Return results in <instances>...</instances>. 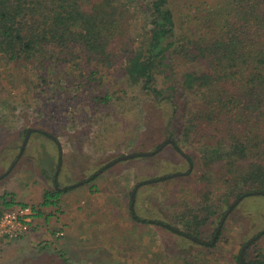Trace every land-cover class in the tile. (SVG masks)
<instances>
[{
	"label": "trees",
	"instance_id": "16d2710c",
	"mask_svg": "<svg viewBox=\"0 0 264 264\" xmlns=\"http://www.w3.org/2000/svg\"><path fill=\"white\" fill-rule=\"evenodd\" d=\"M105 70L129 85L134 105L142 94L166 109L162 140L154 148L167 141L189 167L202 168L197 193L204 201L203 208L201 202V209L185 215L184 229L167 228L190 245L215 248L225 211L219 212L208 194L218 187L215 195L226 207L252 195L247 192L264 196V0H0V82H24L23 94L30 95L35 81L38 112L49 110L43 92H49L50 82H101ZM113 96L105 92L93 99L107 107ZM30 104L18 99L12 110ZM46 114L54 118L53 112ZM42 130L33 133L52 137ZM182 144L198 148L183 152ZM70 187L45 189L41 202L31 205L32 221L42 216V207H57ZM26 204L4 193L0 215ZM129 213L133 222L146 223L134 207ZM217 216L216 237L218 226L210 242H203V228ZM259 234L264 236V229ZM51 245L42 240L36 246L56 253L57 264H71V257ZM249 247L243 263L240 249L232 264H252L244 257ZM183 251L182 264L207 262L195 250ZM257 256L255 262L264 264V251Z\"/></svg>",
	"mask_w": 264,
	"mask_h": 264
},
{
	"label": "rangeland",
	"instance_id": "374dc122",
	"mask_svg": "<svg viewBox=\"0 0 264 264\" xmlns=\"http://www.w3.org/2000/svg\"><path fill=\"white\" fill-rule=\"evenodd\" d=\"M134 25L136 28L137 24ZM115 73L105 70L106 79L101 82H50L49 92H43V96L47 94L45 97L49 98V110L43 113L36 110L41 100L34 94L38 90L34 87L35 81L29 85L30 95L23 94L24 82H0V206L4 193H13L17 201L26 203L33 200L39 190L38 198L42 200L45 189L72 183L84 188L91 180L96 187H101L102 191L97 193L100 199L113 198L108 210L109 226H95L100 238L95 240V248L87 249L90 253L82 254V249L73 247L69 254L71 264H182L184 249L195 250L207 261L196 260L195 264H232L242 245L257 234L244 257L253 262L260 259L257 254L264 251V236L257 238L264 229L262 195H249L227 212L229 206L220 204L215 195L220 192L218 187L208 194L209 202L220 206L219 212L227 213L215 248L190 245L170 232L166 225L182 230L189 210L204 207L197 193L202 168L189 167L183 154L168 143L159 150L154 148L162 140L161 126L166 109L154 106L149 97L138 93L139 105H134L136 100H131V96L135 97V93H131L129 85ZM120 88L127 93H119ZM105 92L114 95L107 107L93 99L94 95ZM50 93L58 95L50 96ZM21 98L31 101L30 106L20 105L19 110H12V103L23 100ZM49 111L54 118L46 114ZM28 128L31 131L27 143L18 156L24 129L26 132ZM33 129L48 131L60 148L57 149L55 140L40 132L33 133ZM197 146L182 144L181 150L194 151ZM129 153L143 155L104 167ZM58 155L61 166L54 183ZM167 175L172 176L158 179ZM82 181L88 182L80 184ZM140 181L142 183L136 186ZM80 188L75 191L82 192ZM132 207L146 223L131 220L129 209ZM217 218L212 217L203 228L200 236L203 242H210L219 224ZM104 234L108 235L105 239ZM13 240L16 241L0 237V264H57L56 253L38 251L37 246L28 245L27 241L21 246H8ZM52 244L59 248L56 240ZM62 252L67 254L69 250Z\"/></svg>",
	"mask_w": 264,
	"mask_h": 264
},
{
	"label": "crops",
	"instance_id": "0c3cea01",
	"mask_svg": "<svg viewBox=\"0 0 264 264\" xmlns=\"http://www.w3.org/2000/svg\"><path fill=\"white\" fill-rule=\"evenodd\" d=\"M51 139L54 140V137H51ZM55 142L57 144V149H59L58 141L56 140ZM57 158L58 161L53 174L55 178V181L53 179L54 183L57 180V175L61 166L60 163L58 169V162H61L60 155H58ZM86 182L88 181H82L80 184ZM70 185L71 187L61 194L57 207H42V216L34 217L29 230L19 238L20 240H13L8 246H21V243L24 244V241H27L28 245L31 243V245L36 246L39 241L42 240L51 243L56 240L59 244V248L56 249H68L69 252L67 256L72 252L71 250L73 247L76 248V250L82 249V254L90 253L87 249L89 247L95 248V240L100 238V235H97L95 232V226H109L110 220L108 218V210L111 207L110 205L113 198L109 199V196H106L104 200L100 199L97 193L102 191L101 187L98 185L97 188L95 182L91 180L87 183V187L84 188H80L81 186L76 187V183ZM78 188H80L82 192L75 191ZM38 192L37 195L33 197V200H27L26 203L34 202L33 204L38 205L41 202V199L38 198L41 191L39 190ZM119 199L122 200L123 195H121ZM120 205L122 206L121 201ZM106 237H108V235L104 234L103 239ZM14 242H16V244ZM76 261L79 262L80 260L76 259Z\"/></svg>",
	"mask_w": 264,
	"mask_h": 264
},
{
	"label": "built area",
	"instance_id": "2783aa9c",
	"mask_svg": "<svg viewBox=\"0 0 264 264\" xmlns=\"http://www.w3.org/2000/svg\"><path fill=\"white\" fill-rule=\"evenodd\" d=\"M34 209L30 204L16 205L0 215V237L17 239L29 228ZM2 246L0 242V247Z\"/></svg>",
	"mask_w": 264,
	"mask_h": 264
},
{
	"label": "water",
	"instance_id": "95a60500",
	"mask_svg": "<svg viewBox=\"0 0 264 264\" xmlns=\"http://www.w3.org/2000/svg\"><path fill=\"white\" fill-rule=\"evenodd\" d=\"M31 131V128H28L27 130H26V133H25V137H24V139H23V141H22V145H21V148H20V151H19V153H18V156L21 154V152H22V150H23V148H24V146H25V144H26V142H27V139H28V136H29V132ZM167 142V141H166ZM166 142H164L161 146H159L158 147V149L157 150H159L160 148H162V146L166 143ZM146 154H149V153H146ZM138 154L137 153H129V154H123V155H121V156H119V157H117L115 160H113V161H111V162H109V163H107L104 167H107V166H109V165H111V164H113V163H115V162H117V161H119V160H126V159H130V158H133V157H136ZM150 155V154H149ZM60 161L58 162V169H59V166H60ZM58 169H57V171H58ZM100 170H98V172H99ZM57 173V172H56ZM172 175H174V174H172ZM172 175H167V176H161V177H159L158 179H162V178H166V177H171ZM55 177H56V174H55ZM54 181H55V178H54ZM247 194H252V195H258V194H263V192H261V191H251V192H247ZM133 196H134V192H132V194H131V199H132V201H133ZM242 197H243V195H241V196H239L238 198H236L230 205H229V208H228V210H227V212L230 210V209H232L241 199H242ZM226 214L227 213H225L224 214V216L222 217V219H221V221H220V223L222 224L223 223V220H224V218H225V216H226ZM220 224V225H221ZM166 225V224H165ZM218 226V228H217V231H216V233H215V237H216V235H217V233H218V230L220 229V227L221 226ZM167 227H170L169 225H166ZM171 228V227H170ZM191 237V239H193V240H195V241H199V239H197L196 237H194V236H190ZM255 237L256 236H254V237H252L250 240H248L242 247H241V250H240V254H239V259H240V261H241V263H243V252H244V250L249 246V244L251 243V241L252 240H254L255 239ZM256 262H252V264H255ZM256 264H262V263H260V262H258V263H256Z\"/></svg>",
	"mask_w": 264,
	"mask_h": 264
}]
</instances>
